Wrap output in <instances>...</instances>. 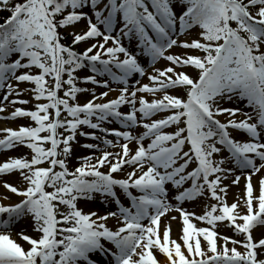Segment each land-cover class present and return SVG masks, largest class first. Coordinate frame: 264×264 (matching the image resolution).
Listing matches in <instances>:
<instances>
[{"label": "snow or ice", "instance_id": "obj_1", "mask_svg": "<svg viewBox=\"0 0 264 264\" xmlns=\"http://www.w3.org/2000/svg\"><path fill=\"white\" fill-rule=\"evenodd\" d=\"M0 10L10 12L0 23V113L32 103L18 99L25 93L36 102L0 117L33 122L2 130L0 151L23 146L31 158L0 164V176L18 171L26 185L3 183L22 199H0V264H96L90 255L97 252L108 264H162L157 252L167 264H264V231L254 235L264 228V175L253 180L264 170V0H0ZM82 42L91 43L75 50ZM176 48L184 51H170ZM141 56L150 58L151 73ZM161 60L169 66L156 68ZM82 69L91 74L78 76ZM134 74L150 83L130 84ZM21 83L33 87L21 91ZM81 83L107 91L97 95ZM110 92L118 94L108 99ZM137 128L144 131L134 135ZM78 136L96 143L81 144L93 154L70 168ZM241 176L244 196L229 204V187ZM97 197L115 210L101 215L78 206ZM205 198L215 203L203 215L183 207ZM23 219L38 234L16 233L28 248L11 231ZM224 222L243 239L221 235Z\"/></svg>", "mask_w": 264, "mask_h": 264}, {"label": "rangeland", "instance_id": "obj_2", "mask_svg": "<svg viewBox=\"0 0 264 264\" xmlns=\"http://www.w3.org/2000/svg\"><path fill=\"white\" fill-rule=\"evenodd\" d=\"M177 11H179V9L177 8L176 9ZM80 26L77 27V31L80 30ZM185 37H181V39H184ZM91 42H94V41H91ZM91 42H82L80 45H77L75 50H79V51H82L83 48L85 47V44L86 43H91ZM123 43L126 47L129 48L130 51L132 52H135L136 51V47H135V43H129L126 39L123 40ZM172 51L173 53L175 54H182V52L184 50L182 49H179V48H176V49H173V50H170ZM193 54H199V53H193ZM139 59V62L141 63L142 66H144L147 70V73H151L153 71V69L150 67V58L149 57H146V56H141V57H138ZM169 66V62L167 61H164V60H161V61H158L155 65L156 68H160V69H163L165 67H168ZM178 71L180 69H177ZM185 71H188L189 73H192V74H195V70L194 69H185ZM88 74H91L88 72L87 69H82L80 70L77 75L80 76V77H83L85 75H88ZM97 79H104V78H101V77H97ZM139 80L140 81V84H148L150 83L148 78H147V74L144 76V77H139L138 74H134L133 77H130L129 78V83L132 84L135 80ZM14 84V87L16 86L15 82H13ZM78 86H81V87H87L89 89H95L97 95H99V93L103 92V91H107V89L103 88V87H99V86H95V85H91V84H79ZM139 86V85H137ZM30 87H33L32 85L28 84V83H21L19 84V89L21 91H23V89L25 88H30ZM111 87L113 88H116L118 87V85H116L115 83H112L111 84ZM6 91V89H5ZM3 92H0V98H2L3 96ZM118 93L116 92H110L109 93V97L108 99L110 98H115V96L117 95ZM139 95V94H138ZM88 94H81L80 95V100L83 102V100L85 99V97H87ZM13 98H16L15 96L13 97H9V99H13ZM90 98V97H89ZM18 99H26V100H30L32 101V103L28 104V105H7V111L5 113H0V117H3V116H8L10 117L11 116V112L14 111V109L16 107H24L26 109H34V105H35V101L33 100L32 98V95L30 93H25L22 97H19ZM148 99H153V97L151 96H148ZM223 103V106L224 107H240L243 111H246V112H250L251 109L250 108H247L245 107V105L243 103H232V102H222ZM126 107L122 110H126ZM164 115L166 114H158L156 117H154V119H159V118H162ZM222 122H226L227 120V114H225L224 116H221V117H218ZM243 117L242 116H237L236 119H242ZM20 126H33V122L28 119V118H18L16 120H12V119H0V139H3L5 138V133H3V129L5 128H13V129H18ZM107 127H116V128H119V125L117 124H111V125H107ZM84 131H91L90 129H87V128H83ZM144 131L143 128H137L135 130H133V134L134 135H139L141 134L142 132ZM166 131L168 132H174L175 131V126L171 127V128H168L166 129ZM230 132L232 133L233 137L238 139V140H241V141H247L249 139V137L243 133V132H240L238 130H232L230 129ZM108 139H112L115 141V137H107ZM78 141H79V144H74L73 145V158L71 159L70 163H69V166L70 168H74L75 166H77L78 164V161L76 159V157H80V156H85V155H90V154H93L91 152V150L89 149H86V148H82L80 147L81 144H84V143H96V141H92V140H86L84 137H80L78 136L77 137ZM122 141V140H121ZM123 142V141H122ZM121 142V143H122ZM148 143H150V140H146L145 141V144L147 145ZM130 147H132L133 149L135 148V144L133 143L132 145H130ZM187 145L185 147V150H187ZM108 151H118L119 149H116V148H108L107 149ZM95 155H99V153H95ZM27 156L28 158H31V152L30 150L27 148V147H17L13 150H9V151H0V164L6 162L9 158H21V157H25ZM217 159H219V157H217ZM259 160H257V164H259ZM231 166V165H230ZM192 166H190L191 168ZM107 169H104V171H106ZM131 169H127V171H130ZM236 175H240V171L237 170ZM119 175V174H117ZM264 175V170H262L261 173L257 174L256 176L253 177V180H254V183L256 181H258V179ZM4 181H7L8 183H11L13 186H17V187H25L26 185H24L22 179H21V174L20 172H14L12 174H8V175H4V176H0V196H7L8 194L11 195V199H10V204H16V203H19L20 200L22 199L21 197L17 196V195H14L13 193H11L9 190H7L4 186H3V183ZM226 184H230V179L225 181ZM244 189H245V178L244 176H241V180H240V183L238 185H231L229 187V190H228V197H227V202L229 204L231 203H234L236 202V198L239 196V197H243L244 196ZM6 194V195H4ZM7 197H10V196H7ZM122 198V202L125 204V206H128V201L126 199V197H121ZM174 203V201H173ZM209 203H215V201H209L207 200V198L205 199H201L199 201H196V202H185V204L183 205L184 208H186L189 212H195L196 215H203L205 213V210H206V206L207 204ZM79 207H81L85 212H90V211H95L97 212L98 214H106L108 211H114L115 210V205L114 203H107V204H104L101 202L100 198L97 197L95 200H92V201H80L79 202ZM240 211H243V208L240 209ZM171 215H176L178 216L179 213H175V212H171L169 213V216ZM168 217H164L162 218V225L167 221ZM194 223L197 224L198 227H208V225L204 224L203 222H200V221H196V220H193ZM225 223H221L218 225V231L220 232L221 235H227V236H233L234 238L236 239H243V237H240V236H235L234 233L232 232V230L228 227L225 226ZM108 224H109V227H114L115 226V221L110 219L108 221ZM172 227H173V231H174V238L175 239H180V235H181V225H180V222L179 221H174L172 223ZM12 233H18V232H21V231H24L25 234L27 235H30V236H37L38 234L36 232L33 231L32 229V223L29 219H23L21 220L20 222L16 223L12 229H11ZM261 231H264V228H258L257 230H254V235L255 236H259L260 235V232ZM20 243L22 242L24 244V247L25 248H28V244L26 242H24L23 240H20ZM182 242V241H181ZM243 250V249H241ZM158 259L162 262V264H167V261H166V257L157 252L156 253ZM90 259L94 260L96 262V264H108V259L110 258H105L104 256H102L100 253H93L90 255Z\"/></svg>", "mask_w": 264, "mask_h": 264}, {"label": "trees", "instance_id": "obj_3", "mask_svg": "<svg viewBox=\"0 0 264 264\" xmlns=\"http://www.w3.org/2000/svg\"><path fill=\"white\" fill-rule=\"evenodd\" d=\"M17 2H22V1H20V0L13 1V3H17ZM8 16H10V12H8L6 10H0V23H3L5 18H7ZM65 43H68V37L67 36L65 38Z\"/></svg>", "mask_w": 264, "mask_h": 264}, {"label": "bare ground", "instance_id": "obj_4", "mask_svg": "<svg viewBox=\"0 0 264 264\" xmlns=\"http://www.w3.org/2000/svg\"><path fill=\"white\" fill-rule=\"evenodd\" d=\"M4 195H6V194H4ZM15 195V194H14ZM7 196H10L9 197V199H7V200H3V202L5 203V204H10V199H11V195H7ZM4 196H0V199H2ZM13 234V236L15 237V238H17V240L19 239V237H16V235H15V233H12ZM18 242H20L19 240H18ZM21 244L24 246V244L21 242Z\"/></svg>", "mask_w": 264, "mask_h": 264}]
</instances>
